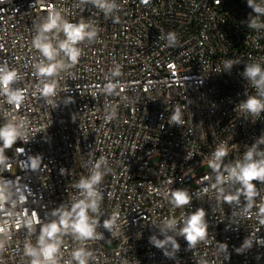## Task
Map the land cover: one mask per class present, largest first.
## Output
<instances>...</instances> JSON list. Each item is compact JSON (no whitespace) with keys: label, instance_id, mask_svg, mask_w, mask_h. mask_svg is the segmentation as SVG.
<instances>
[{"label":"built area","instance_id":"obj_1","mask_svg":"<svg viewBox=\"0 0 264 264\" xmlns=\"http://www.w3.org/2000/svg\"><path fill=\"white\" fill-rule=\"evenodd\" d=\"M117 4L105 17L90 4L78 6V0H0V64L18 71L15 87L24 93L18 106L0 96V124L5 115L19 116L28 131V141L5 150L8 165L0 166V180L12 182L0 190V264H29L24 247L29 240L35 244L39 224L29 234L24 222H45L52 209L69 204L77 191L73 185L101 157L107 164L97 231L104 238L85 242L89 264H264V246L235 251L250 234L264 238L257 208L243 217L235 203L218 201L216 173L208 165L221 141L229 146L224 163L231 164L264 132V113L253 117L235 107L245 93L256 94L241 73L247 63L264 64V28L248 26L249 14H256L247 0ZM50 8L71 22L90 20L99 31L94 41L79 45L78 62L54 77L55 96L44 97L37 91L33 65L40 57L31 42L34 25ZM257 22L264 24V16ZM170 31L177 34L175 47L159 39ZM226 60L235 62L230 72L222 71ZM109 83L116 85L111 94L104 90ZM177 108L180 126L169 123ZM32 156L42 157L35 169ZM200 168L207 171L199 175ZM258 187L264 196V185ZM176 188L189 191L190 205L170 203ZM196 208L206 210L208 232L194 248L188 250L177 236L180 249L168 258L149 243L165 219L180 220ZM113 211L120 214L115 236L102 226ZM79 246L64 236L63 260Z\"/></svg>","mask_w":264,"mask_h":264},{"label":"clouds","instance_id":"obj_2","mask_svg":"<svg viewBox=\"0 0 264 264\" xmlns=\"http://www.w3.org/2000/svg\"><path fill=\"white\" fill-rule=\"evenodd\" d=\"M141 2L146 4L148 0H141ZM89 4L100 10L105 17H111L118 10L117 0H78V6ZM247 6L256 14V17L249 14L248 26L254 29L264 28V24L257 22L260 16H264V3L247 0ZM34 29L31 43L40 57L33 65L36 75L40 78L37 91L44 97H52L56 94L54 77L78 62L82 52L79 45L85 41H94L99 29L90 20L81 19L78 22H71L55 8H50L47 15L34 25ZM159 39L166 40L169 47H175L177 44V34L172 31L166 35L161 34ZM234 63L232 60L224 61L222 71L230 72ZM112 74L119 75V69L117 68ZM241 76L255 89L256 94L245 93L246 98L235 107L241 113L259 117L261 113H264V64L255 61L245 64ZM20 78L16 69L10 68L7 63L0 64V96L5 98L8 105L18 106L24 99L23 91L15 87ZM115 87L116 85L109 83L104 90L111 94ZM48 102L53 103L50 99ZM169 123L182 125L179 108L172 113ZM18 141H28L25 119L5 115L4 122L0 124V166L7 167L9 157L5 154V150L12 148ZM261 145H264V132L251 145H247L240 159L234 163L225 164L224 160L229 155V146L227 142L221 141L213 150L208 165L216 173L215 183L212 185L216 190V199L229 205L235 203L242 209L243 217L248 216L254 207L257 208L256 218L260 225H264V196H261L258 187V185H264V149ZM31 159L32 168L35 169L39 166L38 162L42 160V157L32 156ZM106 164L107 161L103 157L93 163L89 174L81 177L73 185L77 191L70 198V203L67 205L61 203L52 209L51 219L41 222L38 218H29L24 222L29 234L35 233V225L39 224L35 244L29 240L24 247V255L30 258L29 264H61L63 260L61 247L66 235H70L79 242L80 246L72 250L70 259L63 260V264H89L91 252L86 248L85 242L104 238V234L98 232L97 228L101 226L99 217L104 199L99 185L105 175V170L102 169H106ZM64 173L65 169L61 168L60 174L64 175ZM0 181L3 182L0 183V190L7 189L12 184L8 180ZM234 186L238 187L232 191ZM203 191L207 192V187ZM169 196L170 203L175 208L190 205L193 199L189 191L184 188L171 190ZM241 196L244 197L242 205ZM258 197L259 203H257ZM3 207L4 202L0 204V210H3ZM206 216L207 212L204 208H196L190 214L182 216L180 220L174 217L165 219L158 228L159 236L151 235L149 243L163 250L166 257L175 258V253L180 249L177 236L184 238L188 250L206 238L208 232ZM119 218V212L113 211L109 218L103 220V228L113 236L117 234ZM178 225L181 226L178 227ZM160 236L163 238H159ZM254 243L264 246V238H255L253 234H250L235 251L238 254L243 253ZM223 247L226 249L227 244Z\"/></svg>","mask_w":264,"mask_h":264},{"label":"rangeland","instance_id":"obj_3","mask_svg":"<svg viewBox=\"0 0 264 264\" xmlns=\"http://www.w3.org/2000/svg\"><path fill=\"white\" fill-rule=\"evenodd\" d=\"M207 171V168H200L197 172L199 175L205 173Z\"/></svg>","mask_w":264,"mask_h":264}]
</instances>
